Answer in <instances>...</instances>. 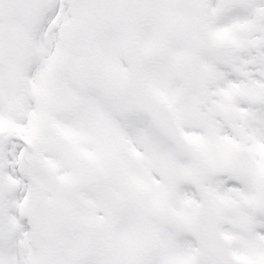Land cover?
<instances>
[{
  "label": "snow or ice",
  "instance_id": "1",
  "mask_svg": "<svg viewBox=\"0 0 264 264\" xmlns=\"http://www.w3.org/2000/svg\"><path fill=\"white\" fill-rule=\"evenodd\" d=\"M0 264H264V0H0Z\"/></svg>",
  "mask_w": 264,
  "mask_h": 264
}]
</instances>
